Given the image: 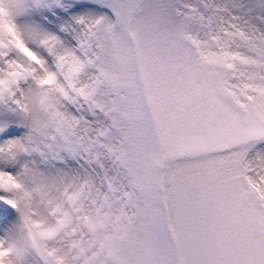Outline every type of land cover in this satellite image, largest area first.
<instances>
[{"label": "snow or ice", "instance_id": "snow-or-ice-1", "mask_svg": "<svg viewBox=\"0 0 264 264\" xmlns=\"http://www.w3.org/2000/svg\"><path fill=\"white\" fill-rule=\"evenodd\" d=\"M0 264H264V0H0Z\"/></svg>", "mask_w": 264, "mask_h": 264}]
</instances>
